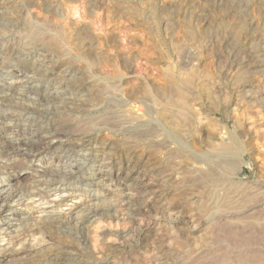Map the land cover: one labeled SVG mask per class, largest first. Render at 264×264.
Wrapping results in <instances>:
<instances>
[{
    "label": "rangeland",
    "instance_id": "1",
    "mask_svg": "<svg viewBox=\"0 0 264 264\" xmlns=\"http://www.w3.org/2000/svg\"><path fill=\"white\" fill-rule=\"evenodd\" d=\"M0 91V264H264V0H0Z\"/></svg>",
    "mask_w": 264,
    "mask_h": 264
},
{
    "label": "bare ground",
    "instance_id": "2",
    "mask_svg": "<svg viewBox=\"0 0 264 264\" xmlns=\"http://www.w3.org/2000/svg\"><path fill=\"white\" fill-rule=\"evenodd\" d=\"M7 74V73H6ZM15 74V73H14ZM11 75V74H10ZM13 75V74H12ZM11 75V76H12ZM16 76V75H15ZM13 78V77H12ZM2 80V79H1ZM15 80V79H14ZM20 80V79H19ZM25 80V79H24ZM8 81V80H7ZM22 81H23V79H22ZM22 81H19V82H22ZM5 84H8L9 86H14L15 84H16V82L15 81H8V82H4ZM22 85V84H21ZM3 87V86H2ZM15 87V86H14ZM4 88V87H3ZM8 88V87H7ZM6 88V89H7ZM18 88V87H17ZM12 91V90H11ZM15 91V90H14ZM1 92V91H0ZM8 92H9V90H8ZM9 93H11V92H9ZM13 93V92H12ZM56 93H59V92H56ZM6 94V93H5ZM3 95V94H2ZM12 95V94H11ZM6 96H7V94H6ZM6 96H5V98H6ZM10 96V95H9ZM13 96V95H12ZM1 97V96H0ZM2 98V97H1ZM8 98V97H7ZM3 99V98H2ZM11 100H12V97H11ZM10 100V101H11ZM33 100V99H32ZM31 100V101H32ZM43 100V99H42ZM6 102V101H5ZM8 102V101H7ZM12 103V102H11ZM15 103V102H14ZM37 104V103H36ZM42 104V103H41ZM43 105V104H42ZM99 105V104H98ZM1 106V105H0ZM28 106V105H27ZM30 106V105H29ZM41 106V105H40ZM93 106V105H92ZM15 107V106H14ZM13 107V108H14ZM95 107V106H94ZM4 108V107H3ZM19 108V107H18ZM28 108V107H27ZM32 108V107H31ZM1 109V108H0ZM15 109H17V108H15ZM20 109V108H19ZM38 109H39V107H38ZM37 109V110H38ZM4 110V109H3ZM2 110V111H3ZM26 111V110H25ZM32 111H33V108H32ZM4 112V111H3ZM1 112L0 111V127L2 128V125H3V127H4V130L6 129V127H9L10 125H11V122L10 121H7V119H8V117H6V116H4L3 117V115H6V112ZM11 112V111H10ZM13 112V111H12ZM16 112V111H15ZM14 112V113H15ZM18 112V111H17ZM20 112V111H19ZM18 112V113H19ZM23 112V111H22ZM34 112H35V110H34ZM39 112V111H38ZM9 113V112H8ZM29 113V112H28ZM33 113V112H32ZM12 115H13V113H11ZM41 114V113H40ZM43 114V113H42ZM8 115V114H7ZM36 116V115H35ZM42 116V115H41ZM32 119V118H31ZM12 123H13V120H12ZM14 129V128H13ZM0 132H2V131H0ZM5 132V131H4ZM11 132V131H10ZM9 132V133H10ZM8 133V134H9ZM54 133V132H53ZM7 134V133H6ZM35 134V133H34ZM34 134H30V136L29 137H27V138H25L24 140H21V141H16V150H18L19 152H21V153H23V154H25V153H27L29 150H31V149H33V148H36L37 147V145H38V143L40 142V140H39V138L37 139L36 137V135H34ZM0 135H2V134H0ZM11 135V134H10ZM51 135V134H50ZM6 138H8L9 140H12V136L10 137V136H8V135H4ZM15 136V135H14ZM16 136H18V137H20V135H16ZM15 136V137H16ZM53 136V135H52ZM55 136V135H54ZM24 137V136H23ZM48 137H51V136H49L48 135ZM47 139V138H46ZM80 139V138H79ZM82 140V139H81ZM88 140V139H87ZM42 141H43V138H42ZM48 141H50V140H48ZM52 142H55V139L53 140H51ZM83 141H84V139H83ZM45 142H47V141H45ZM62 143H63V141H62ZM66 143V142H65ZM79 143V142H78ZM83 143H80V144H77L78 146H81ZM87 144V143H86ZM60 146H61V144H59ZM72 145V144H71ZM63 146H64V144H63ZM73 146V145H72ZM87 146V145H86ZM240 146L241 145H239L238 144V142H234L232 145H230V146H228V147H226L225 149L226 150H233L234 152L235 151H239L240 150ZM50 147V146H49ZM65 147V146H64ZM75 147V146H74ZM14 148V147H13ZM38 148V147H37ZM41 148V147H40ZM73 148V147H72ZM81 149L83 148V147H80ZM93 149V148H92ZM40 150V149H39ZM42 150V149H41ZM40 150V151H41ZM67 150H69V149H67ZM74 150V149H73ZM72 150V151H73ZM78 150V149H77ZM89 150V149H88ZM5 151V150H4ZM2 152V151H1ZM18 152V153H19ZM68 152V151H67ZM66 152V153H67ZM70 152V151H69ZM20 153V154H21ZM92 153V152H91ZM33 154V153H32ZM69 154V153H68ZM78 154H79V156H80V153L78 152ZM29 155H31L30 153H29ZM28 155V156H29ZM34 155H35V153H34ZM34 155H32V156H34ZM77 155V154H76ZM36 156V155H35ZM73 156V155H72ZM78 155H77V158L79 157ZM67 157V156H66ZM76 157V156H75ZM1 158V157H0ZM62 158V157H61ZM73 158V157H72ZM86 158V157H85ZM67 159H68V157H67ZM88 159V158H87ZM87 159H86V161H87ZM1 160V159H0ZM3 160V159H2ZM34 161V160H33ZM71 162H70V164L72 165V164H74V163H77V161H76V159L74 160V158H73V160H70ZM85 161V159L83 160V162ZM61 162V161H60ZM51 164V163H50ZM57 164H60V163H58L57 162ZM85 164V163H84ZM52 165V164H51ZM54 165H56V164H54ZM84 166V165H83ZM50 167H52V166H46V165H41V171H47L48 170V168L50 169ZM68 166H66L65 168H67ZM82 167V166H81ZM70 168V167H69ZM68 168V169H69ZM72 168H73V166H72ZM56 169V168H55ZM58 169H59V167H58ZM57 169V170H58ZM63 169V168H62ZM77 169V168H76ZM59 171V170H58ZM61 172V171H60ZM39 173V172H38ZM42 173V172H41ZM50 173V172H49ZM53 173V172H52ZM44 175V174H43ZM46 175H47V173H46ZM53 175H55V174H53ZM61 175V174H60ZM70 175H72V174H70ZM45 176V175H44ZM52 176V175H51ZM50 176V177H51ZM64 176V175H63ZM67 176H68V173H67ZM47 177V176H46ZM49 177V176H48ZM47 177V178H48ZM57 177V176H56ZM59 177V176H58ZM44 178V177H43ZM51 178H53V176L51 177ZM58 179V178H57ZM48 180V179H47ZM41 181V180H40ZM49 181V180H48ZM53 181V180H52ZM61 181V180H60ZM42 182H45V180L44 181H42ZM47 182V181H46ZM50 182V181H49ZM43 184V183H42ZM44 185V184H43ZM47 185V184H46ZM60 190H62V189H60ZM63 192V191H62ZM66 193V192H65ZM16 194V193H15ZM58 194V193H57ZM63 194V193H62ZM68 194V193H67ZM74 194V193H73ZM60 195V194H59ZM69 195V194H68ZM13 197V193H12V190H11V186L9 185V183H7L5 180H3V179H0V215H2L3 216V218H4V221H5V223H6V225L10 228L9 230H11V228L12 227H15L18 223L17 222H15V218L14 217H12V208H11V205L9 204V201H11L10 199ZM16 197V196H15ZM38 197V196H37ZM58 197V196H57ZM35 198V197H34ZM17 201H18V199H16ZM14 203V202H13ZM35 203V202H34ZM37 203V202H36ZM79 203V199H77V197H75V195L74 196H69V197H64V196H61V197H58V198H56V199H54V200H52V201H50V203H47V204H37V205H35V208L37 209V212H40L41 213V220L43 221V222H47V223H55V221L56 220H58V219H60L62 216H64L65 214L67 215V213H69L77 204ZM15 205V204H14ZM33 206H34V204H33ZM78 208V207H77ZM75 209H76V207H75ZM76 212H77V210H76ZM81 212V211H80ZM36 213V212H35ZM78 213V212H77ZM84 214V213H83ZM83 214H75V216H73V219L71 218L70 219V221H71V223H70V225H72V226H74L75 228L74 229H76V231L78 230L79 232L81 231V227H82V225L84 226V221H85V216L83 215ZM89 214V213H88ZM40 215V214H39ZM87 215V214H86ZM91 216V215H90ZM87 218H88V216H87ZM1 221V220H0ZM37 221H39V216H38V219H37ZM94 221V220H93ZM39 222H41V221H39ZM88 223H90L89 221H88ZM37 224V223H36ZM69 224V223H68ZM5 225V224H4ZM38 225V224H37ZM42 225V224H41ZM50 225V224H49ZM52 225V224H51ZM6 226V227H7ZM46 226V225H45ZM3 227H5V226H3ZM2 227V228H3ZM18 227V226H17ZM87 227L89 228V226L87 225ZM39 228H40V226H39ZM18 229V228H17ZM37 229V228H36ZM86 229V228H85ZM85 231V230H84ZM11 232V231H10ZM83 232V231H82ZM81 232V233H82ZM3 233H4V231H3ZM9 233V232H8ZM14 233H16V232H14ZM13 233V234H14ZM80 233V234H81ZM84 233V232H83ZM86 233V232H85ZM7 234V233H6ZM18 234V233H17ZM10 235V234H9ZM79 235V234H78ZM14 236V235H13ZM84 236V235H83ZM8 237V236H7ZM16 237V236H15ZM80 237V236H79ZM86 237H87V235H86ZM85 238V237H84ZM77 239H79L78 238V236H77ZM80 239H82V238H80ZM86 240V239H85ZM10 241V240H9ZM80 241V240H79ZM87 241V240H86ZM12 242V241H11ZM10 243V242H9ZM5 245H6V243H5ZM11 246V245H10ZM1 248V247H0ZM3 249V248H2ZM11 250H12V248H10ZM10 249H6V250H4L6 253H9L10 252ZM3 252V250H0V253H2ZM4 252V253H5ZM3 254V253H2ZM77 254V253H76ZM1 255V254H0ZM3 256V255H2ZM77 258V257H76ZM80 259V258H79ZM77 260H78V258H77ZM76 262V261H75ZM55 264V263H54ZM65 264V263H64ZM71 264V263H70ZM73 264V263H72ZM85 264V263H84Z\"/></svg>",
    "mask_w": 264,
    "mask_h": 264
}]
</instances>
